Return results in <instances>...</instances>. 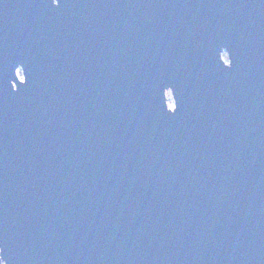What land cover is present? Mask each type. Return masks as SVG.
<instances>
[{"label": "water", "instance_id": "water-1", "mask_svg": "<svg viewBox=\"0 0 264 264\" xmlns=\"http://www.w3.org/2000/svg\"><path fill=\"white\" fill-rule=\"evenodd\" d=\"M0 264H264V0H0Z\"/></svg>", "mask_w": 264, "mask_h": 264}]
</instances>
